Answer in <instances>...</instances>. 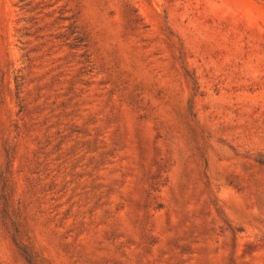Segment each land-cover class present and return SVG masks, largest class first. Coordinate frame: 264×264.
Returning a JSON list of instances; mask_svg holds the SVG:
<instances>
[{
	"label": "rangeland",
	"instance_id": "1",
	"mask_svg": "<svg viewBox=\"0 0 264 264\" xmlns=\"http://www.w3.org/2000/svg\"><path fill=\"white\" fill-rule=\"evenodd\" d=\"M260 159L264 0H0V264H264Z\"/></svg>",
	"mask_w": 264,
	"mask_h": 264
},
{
	"label": "trees",
	"instance_id": "2",
	"mask_svg": "<svg viewBox=\"0 0 264 264\" xmlns=\"http://www.w3.org/2000/svg\"><path fill=\"white\" fill-rule=\"evenodd\" d=\"M259 162H260L262 165H264V160H263V159H260ZM28 258H29V257H28ZM29 261H31V260L29 259Z\"/></svg>",
	"mask_w": 264,
	"mask_h": 264
}]
</instances>
